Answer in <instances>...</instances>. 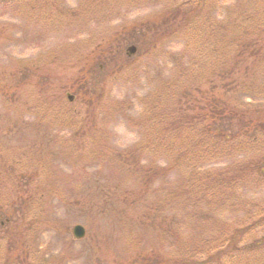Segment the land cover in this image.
Returning a JSON list of instances; mask_svg holds the SVG:
<instances>
[{
    "label": "rangeland",
    "instance_id": "obj_1",
    "mask_svg": "<svg viewBox=\"0 0 264 264\" xmlns=\"http://www.w3.org/2000/svg\"><path fill=\"white\" fill-rule=\"evenodd\" d=\"M57 1L62 10L54 12L49 0H0V196L14 186L13 174H24L29 184L38 182L22 197L26 218L43 205L47 221L7 250L11 219L0 218V264H158L177 253V244L191 245L185 251L197 261L194 245L235 227L247 231L228 236L233 251L213 264H264V176L250 175L245 185L219 181L218 169L230 168L232 157L205 165L186 148L166 145L214 135L205 133L203 107L184 120L176 116L191 95L201 102L205 93L182 88L207 66L200 58L180 76L188 35L205 51L209 22L243 1L262 24L264 0H137L133 8L127 0ZM184 1L178 18H196L189 33L177 31L147 53L138 49L139 31L129 27L154 26L156 15ZM131 44L137 48L127 55ZM199 128L204 136L192 135ZM235 192L239 198L222 201ZM208 199L220 203L209 216ZM256 217L261 226L250 225ZM75 224L85 227L84 237L73 236ZM253 242L262 248L250 249Z\"/></svg>",
    "mask_w": 264,
    "mask_h": 264
},
{
    "label": "trees",
    "instance_id": "obj_2",
    "mask_svg": "<svg viewBox=\"0 0 264 264\" xmlns=\"http://www.w3.org/2000/svg\"><path fill=\"white\" fill-rule=\"evenodd\" d=\"M49 1L54 12L62 10L57 0ZM199 2L204 3V0H199ZM125 4L133 8L137 6V0H127ZM186 4V2L181 3L171 9H165L164 12L156 15L154 17V26L150 23H144L138 24L135 27H129L133 31L136 30L135 32L139 31V35L136 37V42L138 41L136 44H139L138 49L141 47L140 49L142 51L146 50L145 52L147 53L149 49L155 48V43L160 44L162 39L172 37L177 31H183V34L189 33L196 18L193 23V18L189 20L186 18H178V13L180 12L178 10L181 6ZM237 5L238 6L232 5V13H226L224 19L213 20L216 24H214L213 21L209 22L206 32L207 35H205L207 41L210 42L209 48L206 46L207 50L203 51L199 47L194 49L195 38L192 37L193 35H188L190 39L185 47L179 51L180 61L178 63L185 65V67L179 71L180 76L188 72L190 67H196L200 58H205L208 67L206 66V71H204L199 78L196 72H194L193 76L196 74L194 77L196 82L195 80H190L185 83V87H182L184 90L187 89L192 91L193 94L194 92H205L201 94L203 100L201 102L197 101L195 96L192 98L193 95H191L190 100L182 105L185 106L186 109L178 112L176 116L184 120L188 118L189 115L193 114V109L197 108L196 106H199V110L203 107V109H201L202 121L207 124L205 133L214 135H210L211 138L207 135L205 140L201 139L196 143H190V145L185 142L167 143L166 145L171 149L174 148L175 151L179 147L186 148L189 151L190 158L197 161L201 159L205 165L213 161L222 163L225 159L232 157L235 162L230 168L223 167L218 169L219 171L217 172L220 174L219 181L227 177V180L225 179L226 181L234 183L235 185H245V181L250 175L264 176V18L261 20L262 24H260L255 18L253 19V13L250 12L248 7L243 9V1L239 2ZM161 27H164L165 33L159 32V28ZM154 28L155 32H153ZM153 33L156 34L155 37H151L147 40L148 37H150L149 35ZM143 36H145L144 39ZM141 37L142 39H140ZM99 51L102 53L101 56L108 52L102 49ZM192 53L194 54L192 55ZM110 59H112V56L108 57V60ZM196 61L198 62L195 64ZM217 79L219 80V87H217ZM79 81L80 80H78V82ZM204 82H207V87H204ZM203 88H206V90H203ZM218 88L223 91L220 97L215 92ZM84 96L91 97L88 91H84ZM178 104L181 105V102H178ZM194 123L195 122L192 120H188V125H190V127H193L195 125ZM191 130L194 136H204L200 128ZM82 132L84 133L86 130ZM188 133L189 132H186V134ZM132 151L135 152L134 149ZM243 153L250 156L249 161H244L243 158L241 159ZM116 155H118V153ZM183 161L186 162L187 160L183 158ZM14 165L15 163L12 166ZM231 169L232 172H230ZM31 173L33 177L37 176L34 175L33 172ZM154 173H157V171ZM31 175H29V177ZM13 178L14 184L13 181L12 184L14 186L10 187L7 190L8 192H1L3 197L0 196V199L2 198L0 200V218L4 216L8 220L11 219L9 221L10 223H8V221L5 223L8 229L3 237L6 238L8 236L9 243L7 245V250H9V248H14V242L26 236L25 233L31 231L32 233H38V230L47 222L43 219L45 216L43 205V207L40 206V215L38 214L37 217H34L35 211H32L31 217L28 216L27 218L26 207L22 205V201H24L22 198L24 197L23 195H27L28 191L30 193L38 186V182H34L35 178L32 180V182H34L32 184L26 181L27 177L25 178L24 174H13ZM180 191H185L184 193H187L185 189H180L178 192ZM239 193L240 192H235L232 195L225 193L222 196V201L227 198L229 201L235 195L237 196L233 199H237L240 196ZM178 196L181 197L182 195L178 194ZM37 199L38 196H35L33 201ZM40 202L42 204L41 200ZM200 204L201 202L198 203V207ZM218 204L220 203H215L214 200L208 199L206 202L207 208L210 209L208 216L214 214V210ZM30 207L32 206L30 205ZM251 211H254V209ZM263 213L264 212L259 215ZM200 215H205V213H200L198 216ZM259 215H257V217ZM257 217L250 222V225H262L261 222L264 216L259 219ZM39 218L41 219L39 220ZM17 221L22 224L21 227H19ZM11 223H17V226ZM253 228L254 227H251V229ZM246 231L247 228L235 227L231 231H227L219 240L210 239L207 240V243L200 242L198 245H194L196 247L194 253L197 251V253H199L198 255H201V260L197 261L192 259L193 255L188 257L189 254L185 251L187 248L190 249L191 245L177 244V253L172 256H162L158 264L217 263L227 252L233 251L230 250L231 247L228 244H225L229 240V237L236 238V240L240 239ZM2 235L3 234H0V237ZM230 242H232V239ZM209 246L210 248L207 249ZM234 248L236 249L237 247ZM260 248H262L260 242H253L250 246L252 250ZM214 250L215 252L212 253ZM27 254L24 255V258ZM212 256H215V259H213ZM3 263L8 264L10 261L5 259Z\"/></svg>",
    "mask_w": 264,
    "mask_h": 264
},
{
    "label": "water",
    "instance_id": "obj_3",
    "mask_svg": "<svg viewBox=\"0 0 264 264\" xmlns=\"http://www.w3.org/2000/svg\"><path fill=\"white\" fill-rule=\"evenodd\" d=\"M129 49L133 51L134 47H130ZM69 98L71 99L72 96H69ZM72 233L75 238H82L85 235V228L80 224H76L72 227Z\"/></svg>",
    "mask_w": 264,
    "mask_h": 264
}]
</instances>
